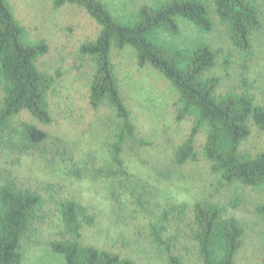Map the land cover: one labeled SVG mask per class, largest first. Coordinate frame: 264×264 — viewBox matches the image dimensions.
<instances>
[{"label":"rangeland","instance_id":"obj_1","mask_svg":"<svg viewBox=\"0 0 264 264\" xmlns=\"http://www.w3.org/2000/svg\"><path fill=\"white\" fill-rule=\"evenodd\" d=\"M102 1L116 20L128 22L142 6L167 0ZM203 1L214 23L211 32L203 33L180 19V34L165 38L180 47L209 44L218 52V65L207 74L219 77L218 95L247 92L255 105L264 108V0H246L258 9L261 18L247 52L233 45L228 26L216 14V0ZM8 2L25 29L26 41L48 45V52L36 66L55 79L48 99L51 124H42L28 113L13 120L45 131L44 146L27 152L0 146V185L34 191L42 198L21 243V264H66L51 243L70 238L60 216V206L67 200L84 205L95 219L92 226L83 227L82 245L107 249L135 264H168L167 252L151 237L150 217L158 218L172 206L179 207L182 214H173L165 237L185 264H202L191 235L193 207L198 201L219 204L224 218L236 216L245 228L236 264H264V216L257 212L264 202V191L240 182L224 183L212 171L203 151L206 128L197 137L196 158L183 165L176 162L175 153L189 137L194 117L177 119L178 92L170 82L152 66L140 68L133 48L113 49L112 62L136 133L122 149L130 177L108 178L100 170L112 162V144L122 122L108 106L91 107L90 84L96 67L90 57L80 53L81 45L96 40L102 27L77 5L56 8L53 0ZM3 98L0 82V107ZM240 153L252 158L264 153V132L254 124ZM76 170L81 171L80 176ZM137 184L147 187L143 206L133 193Z\"/></svg>","mask_w":264,"mask_h":264},{"label":"trees","instance_id":"obj_2","mask_svg":"<svg viewBox=\"0 0 264 264\" xmlns=\"http://www.w3.org/2000/svg\"><path fill=\"white\" fill-rule=\"evenodd\" d=\"M53 3L56 8L66 4L82 7L102 27L96 40L80 47V53L90 57L96 67L90 84L91 107L108 106L122 122L112 144V162L100 170L101 174L108 178L130 177L122 149L134 138L136 125L120 89L112 51L131 47L140 68L152 66L177 90L180 104L177 119L194 117L189 137L175 153L176 162L183 165L196 158V140L206 128L203 151L212 171L219 174L224 183L240 182L264 191V153L254 158L240 153L243 142L251 134V124L264 132V108L255 105L254 98L247 92L218 95L219 77L207 75L218 65V52L209 44L180 47L165 38L169 34H180V19L203 33L211 32L214 23L203 0H167L144 5L128 22L116 20L102 0H53ZM215 11L228 26L233 45L241 51H249L252 34L261 26L258 9L246 0H216ZM48 50L44 41H26L25 29L15 18L8 0H0V82L4 88L0 146L4 148L19 152L40 150L47 140V133L36 125L15 124L13 120L28 113L42 124L52 123L48 99L55 79L36 66L37 60ZM76 174L80 176L81 171L76 170ZM146 188L142 184L133 186V193L142 206ZM41 203L37 192L20 190L11 184L0 185V264L22 263L21 243ZM175 212L182 214L179 207L172 206L158 218L150 217V234L154 243L167 252L168 264H185L173 252L171 240L165 237ZM257 212L264 216V202ZM223 213L224 208L219 204L198 201L193 207L191 235L202 264H236L245 228L236 216L224 218ZM60 216L70 238L52 242L51 248L64 257L66 264H135L118 253L81 244L83 227L95 222L84 205L67 200L60 206Z\"/></svg>","mask_w":264,"mask_h":264}]
</instances>
